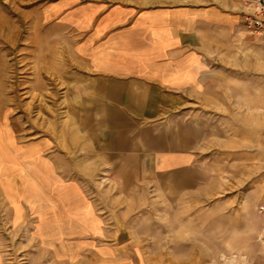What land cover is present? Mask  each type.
<instances>
[{"label":"rangeland","instance_id":"374dc122","mask_svg":"<svg viewBox=\"0 0 264 264\" xmlns=\"http://www.w3.org/2000/svg\"><path fill=\"white\" fill-rule=\"evenodd\" d=\"M65 1L0 0V127L23 146L55 138L69 98L78 105L64 71L82 32L49 13ZM237 13L244 34L221 50L237 60L217 67L238 71L245 56L247 91L231 77L229 108L197 110L228 130L200 148L206 179L173 196L150 180L124 188L103 165L71 175V200H0V264H264V40Z\"/></svg>","mask_w":264,"mask_h":264},{"label":"crops","instance_id":"0c3cea01","mask_svg":"<svg viewBox=\"0 0 264 264\" xmlns=\"http://www.w3.org/2000/svg\"><path fill=\"white\" fill-rule=\"evenodd\" d=\"M239 9V0H67L49 10L82 32L64 71L78 105L69 98L67 118L47 141L23 146L0 127V200H71L79 187L71 175L103 165L124 188L139 179L167 195L196 189L206 179L200 148L228 131L197 110L229 108L231 77L247 91L245 56L238 71L217 67L237 60L221 50L244 34Z\"/></svg>","mask_w":264,"mask_h":264},{"label":"built area","instance_id":"2783aa9c","mask_svg":"<svg viewBox=\"0 0 264 264\" xmlns=\"http://www.w3.org/2000/svg\"><path fill=\"white\" fill-rule=\"evenodd\" d=\"M239 4L246 30L264 40V0H239ZM260 209L264 213V205Z\"/></svg>","mask_w":264,"mask_h":264}]
</instances>
